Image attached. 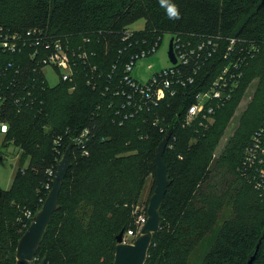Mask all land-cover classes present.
<instances>
[{
  "label": "rangeland",
  "instance_id": "obj_1",
  "mask_svg": "<svg viewBox=\"0 0 264 264\" xmlns=\"http://www.w3.org/2000/svg\"><path fill=\"white\" fill-rule=\"evenodd\" d=\"M39 1L44 0H0V20L25 19ZM262 1L258 0L254 7ZM116 3L119 5L121 1ZM246 18L244 15L238 25ZM145 25V19L140 18L129 27L140 31ZM170 39L169 34L164 35L158 50L137 62L142 76L148 78L169 67ZM244 66L246 75L234 100L218 108L213 122L183 118L179 121L168 153L178 168L188 164L193 179L199 180L198 189L187 215L178 224L175 241L166 252L155 244L144 264H154L158 258L159 264H206L209 252L218 242L227 240L230 232L253 230L254 245L263 234L264 144L256 146V134L264 126V46L249 53ZM45 74L52 86L59 83V72L53 67L47 66ZM66 84V88H59L49 96V111L54 115H50L49 122L39 123L31 130L30 141L20 147L3 146L6 135L0 131V190H11L16 172L20 171L17 185L3 205L6 225L11 222L15 225L26 207L37 205L44 192L43 183L29 165L46 153L50 128L67 127L71 114L68 107L77 102V95L76 84ZM27 125L20 124L24 129ZM139 143L132 130L126 131L121 141L101 150L94 163L63 192L65 215L62 219L54 216L40 243L46 264H113L115 236L122 228L140 232L139 221L147 216L156 175L143 164L146 143ZM23 147L28 153L24 159ZM204 171L207 176L200 181ZM134 238L126 237L128 242ZM6 245L0 237V252ZM167 252L169 256H164ZM40 260L35 257L33 262L37 264Z\"/></svg>",
  "mask_w": 264,
  "mask_h": 264
},
{
  "label": "trees",
  "instance_id": "obj_2",
  "mask_svg": "<svg viewBox=\"0 0 264 264\" xmlns=\"http://www.w3.org/2000/svg\"><path fill=\"white\" fill-rule=\"evenodd\" d=\"M117 1H121V3L118 5ZM171 2L179 8V19H170L166 6H162L160 0H44L33 6L25 19L0 20V23L25 29L38 27L50 34L61 36L77 34L80 35L78 36L80 41L84 37H91L90 47L97 50V57L92 58L90 61L94 64H100V67L105 71H108V67L112 64L119 62V67H121L124 63L126 57H124V60L122 58L119 61L117 60L118 49L123 46L121 32L129 27V24L140 18L145 19L146 25L143 30L137 32V35H147L152 41L158 36L166 34L180 35L185 41H190L191 38L196 41L200 37L220 36L222 39H226L235 36L246 39L247 43L253 44L257 48L264 46V0L256 8L254 6L258 0H171ZM244 15L247 16L246 20L238 25ZM0 55L2 56L0 74L4 75L3 79L6 75L10 78L15 68L19 67L20 64L24 72L29 75L35 67L30 61L23 64L19 59L12 58L15 61L13 63L15 66L6 69V62L10 60V57H7L6 54L0 53ZM16 56L14 55V57ZM100 60L103 62L100 63ZM211 64L213 63L210 62L204 66L201 73L208 74L207 71L210 69ZM242 70L243 75L240 83L245 78L246 66ZM216 73L217 71L208 74L200 85H209ZM29 79L28 76L26 78L18 77L15 84H10L13 86L12 89L20 95H27L28 91L32 90L31 95H27L32 103L27 107H23L21 111L14 103H8L0 111V120H6L8 125L3 146L15 144L20 147L29 138L31 139V130L39 123L49 122L51 120L50 115H54L49 111V96L59 88L67 87L64 82H59L53 86L46 82L41 87L38 85L33 87L29 84ZM190 88V86L182 88L176 95L168 96L160 107L153 108L151 112H140L120 124L118 119L115 120L116 110L121 107L119 105L120 100L110 95L103 96L99 88H92L84 78L79 76L75 88L77 102H73L68 107L71 114L67 119L66 130L57 126L50 128L45 144L46 153L41 158L34 159L29 165L30 171L43 183L44 192L37 205L26 208L34 213L41 208L40 206L43 205L49 193L45 186L49 182L52 183L48 170L52 166L56 168L57 163L70 144H72V164L63 182L58 199V208L54 212L49 226L55 215H59L61 219L65 215L67 207L61 203L63 192L70 188V184H74L76 176L94 163L95 157L101 150L109 149L114 143L121 141L126 131L132 130L133 135L140 141L139 144L146 143L143 164L146 163L151 172L154 173L156 171V149L169 129H172L173 132L170 141L173 140L177 125L191 103L188 93ZM237 91L238 89L235 90L232 98L223 104V107L234 100ZM218 113L217 108L213 117L216 118ZM21 123L28 125L24 129L20 126ZM86 127L91 128L93 133L91 141L86 146L88 154H84L82 147L72 143V138ZM163 127L165 128L164 132L161 131ZM29 146L30 144L27 148ZM23 150H25L24 159V156H28V153L24 147ZM168 151L167 145L164 160L171 184L161 205L160 227L154 234L148 255L153 251L155 244H158L166 252V249L175 241L178 224L187 215L188 206L194 198L199 184V180L193 179L188 164L184 163L178 168ZM193 151L196 152V148ZM205 175L206 171L202 172L200 181ZM19 176L20 171H17L11 190H0V237L7 243L3 248V252H0V264L16 263L18 241L24 230L32 222L28 221L25 225L20 220L23 215L21 213L15 225L12 222L9 225L5 224L6 218L3 216V205L17 185ZM31 190L32 188H30ZM123 229L127 231L125 228L121 230ZM227 238V240L224 239V242H218L216 248L209 252L206 264H246L260 240H262L260 252L254 264H264V232L255 245L253 244L256 240L255 232L251 229L230 232V236ZM164 256H169V253L167 252ZM36 257L41 260L46 259L41 250V245L36 251ZM160 262V258H158L154 264Z\"/></svg>",
  "mask_w": 264,
  "mask_h": 264
},
{
  "label": "built area",
  "instance_id": "obj_3",
  "mask_svg": "<svg viewBox=\"0 0 264 264\" xmlns=\"http://www.w3.org/2000/svg\"><path fill=\"white\" fill-rule=\"evenodd\" d=\"M137 32L130 27L121 32L123 46L118 49L117 60H124L126 57L125 61L121 67L117 62L105 71L100 64L90 61L97 57V50L90 47L91 37H84L80 41V35L77 34L61 36L50 34L38 27L25 29L0 23V53L10 57L6 62V69L15 66L12 58L19 59L23 64L30 61L35 65L31 75L24 72L21 64L15 68L10 78L5 74L3 79L4 75L0 74V111L8 103H14L19 107V111L29 106L32 100L27 98V95H31L32 90L28 91L27 95H20L10 84H15L18 77L28 76L31 86L41 87L44 83H49L45 68L51 66L59 72V82L77 84L78 77L81 76L92 88H99L103 96L110 95L120 100L121 107L115 113V120L118 119L120 124L140 112H151L153 108L160 107L168 96H174L188 86L191 87L188 91L191 103L186 108L183 119H198L202 123H211L216 109L229 101L237 89L247 55L257 49L255 45L247 43L246 39L235 36L226 39L220 36L200 37L196 41H185L180 35L169 34L174 38L176 63L170 59L169 67L146 78L141 75L137 62L154 54L164 36H158L152 41L147 35L139 36ZM1 58L0 55V61ZM101 62L103 61L100 60ZM210 62L213 64L210 65L208 74L214 71L217 73L209 85L202 86L200 84L208 74H202L201 71ZM135 70L137 75L134 74ZM156 120L158 122L157 118ZM0 127V131L5 134L8 130L7 121L0 120ZM164 130V127L161 128L162 132ZM256 135V146L260 144L261 147L264 144V126ZM92 137L91 128L86 127L72 138V143L82 147L84 154H88L86 146ZM261 149L264 150V147ZM55 172L56 168L53 166L48 170L52 183ZM52 183L49 182L45 186L49 191ZM34 215L32 210L25 209L20 220L26 225L28 221L33 220ZM146 220L147 216L140 219L141 228ZM137 233L138 231L132 228L125 231L124 241L128 242V236L136 238Z\"/></svg>",
  "mask_w": 264,
  "mask_h": 264
},
{
  "label": "water",
  "instance_id": "obj_4",
  "mask_svg": "<svg viewBox=\"0 0 264 264\" xmlns=\"http://www.w3.org/2000/svg\"><path fill=\"white\" fill-rule=\"evenodd\" d=\"M173 40L174 38L172 37L169 43L168 54L172 62L176 63L177 59L174 53ZM134 74L137 75V70H135ZM172 133V129H169L156 149V185L147 207V220L132 242L124 241V229L121 230L119 234H117V244L115 247V258L113 264H144L146 262L154 234L159 230L160 227L161 205L167 193L168 187L171 184L168 168L164 160V152L172 137ZM71 148L72 144L67 147L62 158L57 163L52 187L43 205L35 213L32 222L18 241L15 264H34L33 261L36 257V251L45 235L54 212L58 208V199L62 185L72 164ZM261 242L262 240L258 242L255 250L249 256L246 264L255 263L260 252ZM45 263L46 259L43 258L37 264Z\"/></svg>",
  "mask_w": 264,
  "mask_h": 264
},
{
  "label": "clouds",
  "instance_id": "obj_5",
  "mask_svg": "<svg viewBox=\"0 0 264 264\" xmlns=\"http://www.w3.org/2000/svg\"><path fill=\"white\" fill-rule=\"evenodd\" d=\"M162 6H166L167 14L170 19H179L180 12L179 8L175 3H172L171 0H160Z\"/></svg>",
  "mask_w": 264,
  "mask_h": 264
}]
</instances>
